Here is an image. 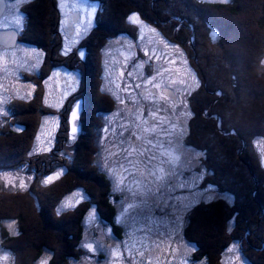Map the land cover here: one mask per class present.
Masks as SVG:
<instances>
[{
  "label": "trees",
  "instance_id": "trees-1",
  "mask_svg": "<svg viewBox=\"0 0 264 264\" xmlns=\"http://www.w3.org/2000/svg\"><path fill=\"white\" fill-rule=\"evenodd\" d=\"M90 1L97 3V10L93 26L82 39L86 50L83 61L74 52L64 57L56 52L57 13L52 0H32L22 6L29 18L24 36L44 52L35 76L45 67L46 72L41 75L44 79L55 64L79 73L80 92L76 89L72 97L82 100L79 119L83 128L79 138L71 143L70 157L59 158L58 151L64 152L65 148L63 118L68 102L63 103L60 113L44 107L42 82L40 97L34 89L35 96L27 103L8 104L16 118L12 125L20 129L8 126L0 136V169L25 164L33 169L36 179L24 190H0V222L12 220L16 229L11 233L0 225V247L12 255V264H34L43 250L50 252L49 264H67L68 259H78L82 254V220L91 206L97 217L119 235L110 182L94 165L98 115L111 111L115 104L98 90L99 80L95 97L85 91V84L87 79L92 83L93 72L95 79L100 74V49L109 38L119 34L135 36L127 19L136 13L193 58L192 68L199 74L202 86L189 95L188 104L194 115L183 141L202 153V185H213L219 193L231 197L198 202L186 212L182 235L195 246L189 264L201 259L205 264H226L222 255L232 242L238 244L248 264H264V172L251 149V141L264 136V0ZM104 6L109 7L107 12L112 17L105 15ZM103 12L107 20L102 22ZM30 107L34 116L32 125H27L25 117L30 116ZM54 111L61 118L55 145L51 152L29 155L40 116ZM55 163L63 165L61 176L37 186L39 176L50 172ZM77 188L86 198L71 210L56 211L62 197Z\"/></svg>",
  "mask_w": 264,
  "mask_h": 264
},
{
  "label": "rangeland",
  "instance_id": "rangeland-1",
  "mask_svg": "<svg viewBox=\"0 0 264 264\" xmlns=\"http://www.w3.org/2000/svg\"><path fill=\"white\" fill-rule=\"evenodd\" d=\"M30 1L32 0H10L0 24L22 28L23 14L19 7ZM52 1L57 13L56 20L60 22V27L56 25L58 36L55 37L60 55L75 51L77 56L82 57L85 51L82 39L94 23L97 3L90 0ZM108 8L104 6L105 15L112 17L107 12ZM133 16L139 18L136 13H131L127 24L135 29V36L119 34L109 38L100 49V74L97 73L95 79L96 72H93L92 83H88L87 79L85 84V91L95 97V86L99 80L98 90L113 99L115 104L111 111L98 115L100 124L94 130L97 146L94 165L110 182V199L119 235L114 234L110 226L97 217L91 206L82 220V237L79 242L82 254L78 259H68L67 264H189L195 246L182 235L186 212L198 202L205 203L218 197L231 199L230 196L219 193L213 185H202L205 173L201 164L202 153L184 141L186 148L180 144V140L185 138L181 135L189 133L190 119L194 115V112L191 113V104H188L189 95L202 86L199 74L192 68L193 58L187 56L188 52L184 47L170 42L159 30L140 18L138 22H132ZM72 17L70 29L69 18ZM100 20H107L104 12ZM19 39L20 42L12 53L0 55V136H3L8 126L20 129V126L12 125L16 118L15 113L11 114L8 104L18 101L27 103L37 92L40 97L43 82L44 107L59 110L60 113L63 103L68 102L63 118L65 125L67 124L65 153L59 150L58 157H70L72 144L79 138L77 132L81 100L72 97L77 90L80 92V86L76 87V74L65 68L55 67L43 80L41 75L46 72L43 67L35 76L43 51L24 43L22 40L27 39L24 33ZM40 39H36L37 42ZM261 69L264 71V57ZM23 73L28 81L21 77ZM150 85L169 86L182 96L179 100L177 97L178 101L172 102L163 96L140 92L141 88ZM31 108H28L30 116L25 117L27 125H32L33 122L34 113ZM153 108L159 111L161 118L157 123L154 121L149 124L144 118L153 115ZM40 118L29 155L51 152L50 148L55 145L60 114L54 111L43 114ZM143 128L149 131L144 132ZM135 132L140 139L133 137ZM0 142L2 143V138ZM141 145H144L141 157L136 158V154H132L138 165L133 167L128 162L125 151L129 146ZM251 149L256 164L263 173L264 136L254 138ZM140 159L143 163H139ZM60 164L55 163L50 172L40 175L37 186L41 187L42 184L58 179L64 172L61 167L63 165ZM118 168H122L121 172H117ZM34 177L33 169L30 170L25 164L13 169H0V190L13 192L27 189L30 183H35ZM85 198L81 189H74L62 197L56 211L71 210ZM0 225L11 233L16 231L12 220H3ZM49 256L50 252L43 250L34 264H49ZM222 261L226 264H248L236 242L230 243L224 250ZM194 263L205 264L203 259ZM0 264H12V255L1 247Z\"/></svg>",
  "mask_w": 264,
  "mask_h": 264
},
{
  "label": "flooded vegetation",
  "instance_id": "flooded-vegetation-1",
  "mask_svg": "<svg viewBox=\"0 0 264 264\" xmlns=\"http://www.w3.org/2000/svg\"><path fill=\"white\" fill-rule=\"evenodd\" d=\"M9 2L10 0H0V5H2V3H4V6L2 8V10L0 11V19L2 18L3 14L6 12L7 10V7L9 6ZM26 3V2H25ZM24 5V4H23ZM21 5L19 7V10L21 11V13L23 14V26L22 28H19V27H15L13 26L12 24H0V32H1V35H0V55H3L5 53H12L14 47L17 46L18 42H20V39L19 37H21L24 33V30L25 28L27 27L28 25V21H29V18H27L26 14L22 8ZM68 21V16H66V23ZM56 25H58L60 27V22L59 20L56 21ZM69 26H70V29H72V24L69 22ZM57 28V27H56ZM58 33V29H55V33L56 34ZM57 35V34H56ZM55 35V37H56ZM86 35V34H85ZM58 36V35H57ZM59 38V37H58ZM56 40V38H54ZM28 39H25V40H22L24 43H26L27 45H31L33 46L34 48H37L35 47V45L33 43H31L30 41H27ZM57 42V46H58V40H56ZM56 46V52H58V54L60 55V49L59 47ZM40 49V48H38ZM43 51V50H42ZM74 52V55L78 58L79 61H83L84 58H85V55H86V50L84 51L83 53V56L80 57V56H77L76 55V52L75 51H71L70 53ZM44 53V52H42ZM70 53H67V54H64V56L66 55H69ZM57 54V53H55ZM44 55V54H43ZM62 56V55H60ZM62 56V57H64ZM65 69L71 71V72H74L76 74V79H79V73H77L76 70L74 69H69L68 67H65ZM30 75V74H29ZM21 77H23V79L25 81H28V77H26L25 73H23L21 75ZM82 79V77H81ZM76 87H77V83H76ZM43 89H44V85H43ZM166 89H169L170 92L167 93L166 92ZM140 92L141 93H145V94H151V95H155V96H158V97H166L167 99L171 100L172 102H175V101H178L179 100V97H181L182 95L180 93H176L174 92V90L169 87V86H164V85H150L148 86L147 88H141L140 89ZM43 95H44V91H43ZM177 97H178V100H177ZM82 101V100H81ZM159 111H156L154 108L152 109V116H146L144 118V120L149 123V124H153V122L155 121V123H157L159 120H160V115L158 114ZM155 115V116H154ZM80 120V119H79ZM83 122L82 120L79 121V129H78V132H77V135H79L81 132H82V128H83ZM65 129L67 131V124L65 125ZM96 128H94L95 130ZM186 135V133H183L181 136L184 138V136ZM180 144L183 146V147H187L184 143H183V140H180ZM97 151V150H96ZM96 156V154H95ZM95 161V160H94ZM122 168H118L117 169V172H121ZM100 171V170H98ZM101 172V171H100ZM103 173V172H101ZM104 174V173H103ZM105 175V174H104ZM121 175V174H120ZM106 176V175H105Z\"/></svg>",
  "mask_w": 264,
  "mask_h": 264
},
{
  "label": "snow or ice",
  "instance_id": "snow-or-ice-1",
  "mask_svg": "<svg viewBox=\"0 0 264 264\" xmlns=\"http://www.w3.org/2000/svg\"><path fill=\"white\" fill-rule=\"evenodd\" d=\"M138 19L139 18L136 17V16H133L131 18L132 22H134V23L138 22ZM142 130L144 132H148L149 131V129H147V128H143ZM133 137H135L136 139H140V136L138 135L137 132H135V135ZM143 147H144V145H141L140 147L129 146V149L125 151V156L128 158V162L130 164H132L133 167H137L138 165L135 162V159L132 157V154L135 153L136 154V158H140L141 157V148H143ZM149 147H150V145H149ZM139 163H143V161L140 159Z\"/></svg>",
  "mask_w": 264,
  "mask_h": 264
},
{
  "label": "clouds",
  "instance_id": "clouds-1",
  "mask_svg": "<svg viewBox=\"0 0 264 264\" xmlns=\"http://www.w3.org/2000/svg\"><path fill=\"white\" fill-rule=\"evenodd\" d=\"M95 13H96V12H95ZM70 16H71V15H70ZM94 18H95V16H94ZM72 20H73V18H71V19L69 18V22H70V23L72 22ZM93 24H94V23H93ZM92 26H93V25H92ZM90 29H91V28H90ZM42 60H43V55H42ZM41 62H42V61H41ZM40 64H41V63H40ZM40 64H39V66H40ZM39 66H38V68H39ZM55 67H62V68H64V66H60V65H57V64L52 65L51 68H50V70H49V72L47 73V75L50 73V71L52 70V68H55ZM63 70H65V69H63ZM47 75H46V76H47ZM46 76H45V77H46ZM44 79H45V78H44ZM44 79H43V80H44ZM43 85H44V83H43ZM78 99H80V98H78ZM42 100H43V99H42ZM38 129H39V128H38ZM35 137H36V136H35ZM34 139H35V138H34ZM33 142H34V141H33ZM71 143H72V142H71ZM32 145H33V144H32Z\"/></svg>",
  "mask_w": 264,
  "mask_h": 264
},
{
  "label": "water",
  "instance_id": "water-1",
  "mask_svg": "<svg viewBox=\"0 0 264 264\" xmlns=\"http://www.w3.org/2000/svg\"><path fill=\"white\" fill-rule=\"evenodd\" d=\"M3 6H4V3H2V5H0V11L2 10ZM74 14H76V13H74ZM0 35H1V32H0ZM166 92L169 93L170 90L169 89H166Z\"/></svg>",
  "mask_w": 264,
  "mask_h": 264
}]
</instances>
